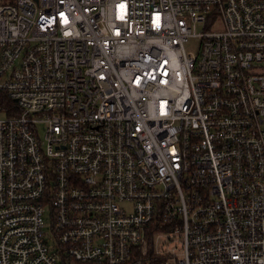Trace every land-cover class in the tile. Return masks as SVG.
<instances>
[{"label": "built area", "instance_id": "2783aa9c", "mask_svg": "<svg viewBox=\"0 0 264 264\" xmlns=\"http://www.w3.org/2000/svg\"><path fill=\"white\" fill-rule=\"evenodd\" d=\"M0 94V264H264V0H0Z\"/></svg>", "mask_w": 264, "mask_h": 264}, {"label": "rangeland", "instance_id": "374dc122", "mask_svg": "<svg viewBox=\"0 0 264 264\" xmlns=\"http://www.w3.org/2000/svg\"><path fill=\"white\" fill-rule=\"evenodd\" d=\"M197 31L198 32L202 31V27L198 25ZM198 42H199L198 38H195V37L190 38L189 41L186 43V49L188 51H196ZM5 116H6L5 113H0V118L5 117ZM39 128H40L41 135H43L44 126H40ZM45 228H46L47 233L52 232V219H51L50 209L48 210L47 215H46V227Z\"/></svg>", "mask_w": 264, "mask_h": 264}, {"label": "trees", "instance_id": "16d2710c", "mask_svg": "<svg viewBox=\"0 0 264 264\" xmlns=\"http://www.w3.org/2000/svg\"><path fill=\"white\" fill-rule=\"evenodd\" d=\"M13 104V100L8 99V97L4 94H0V111L3 109V107H6L5 105H12ZM166 225H160L159 223H156L153 231L154 232H158V231H167L169 228V226ZM160 260V258H159Z\"/></svg>", "mask_w": 264, "mask_h": 264}]
</instances>
